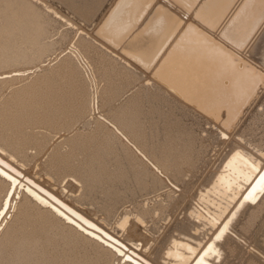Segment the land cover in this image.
<instances>
[{"label":"bare ground","instance_id":"6f19581e","mask_svg":"<svg viewBox=\"0 0 264 264\" xmlns=\"http://www.w3.org/2000/svg\"><path fill=\"white\" fill-rule=\"evenodd\" d=\"M209 11L0 0V264H264V3Z\"/></svg>","mask_w":264,"mask_h":264},{"label":"snow or ice","instance_id":"6c2138e0","mask_svg":"<svg viewBox=\"0 0 264 264\" xmlns=\"http://www.w3.org/2000/svg\"><path fill=\"white\" fill-rule=\"evenodd\" d=\"M212 2V0H205V3L203 6H200L199 0H183V5L186 8L188 12H192L195 10V15L192 17L191 20H183V19H176L172 25V31L170 32V35H175L176 33H179L181 36V40L187 39L191 37L193 39V42L197 45H204L209 42H211V37L208 35V32L206 30L208 29H214L219 21L222 19V17H213L212 14L209 11V4ZM261 3H264V0H261ZM150 6V5H149ZM120 5L117 6V10L119 9ZM201 25L200 28L196 27V24ZM224 139H227V136L224 137ZM239 155V154H237ZM232 163L231 161L229 162ZM253 171L259 173V180L257 181L256 187H259L261 189H264V171H261L259 167L253 166ZM0 175H6V173L0 172ZM9 180H12V177H8ZM248 179V177H246ZM13 185L16 184L15 180H12ZM31 183V181H29ZM32 195H35L34 193ZM252 196L249 194V196H246L245 199H251ZM40 201L41 204H46L47 202L44 200H41L38 196L36 197ZM53 199H55L53 197ZM253 202H255L253 200ZM59 203V201H57ZM61 216H63V213H59ZM0 215H3V213H0ZM75 215V213H73ZM80 219H83V217H80ZM85 224H88L89 227L95 228L96 226L93 224H90L89 221L84 220ZM79 227V225H77ZM99 231V229H97ZM88 236H92L91 232L86 233ZM95 239L99 240L100 237L96 236ZM109 240L112 238L109 236ZM217 240L221 239V236L216 237ZM213 246L209 245L207 247V251L204 252V256H207L209 252L212 251ZM121 257L125 260H130L131 257L124 256V254L120 253ZM216 255H219L217 252ZM142 264H148L147 260L142 261ZM197 264H204L203 258H201Z\"/></svg>","mask_w":264,"mask_h":264},{"label":"rangeland","instance_id":"374dc122","mask_svg":"<svg viewBox=\"0 0 264 264\" xmlns=\"http://www.w3.org/2000/svg\"><path fill=\"white\" fill-rule=\"evenodd\" d=\"M197 186H198V184L196 185V188H197ZM191 195H192V193H189V194H188V198H187L188 200L192 199L193 196L190 197ZM193 199H195V198H193ZM192 201H193V200H192ZM169 221H170V220H168L166 223L169 224ZM161 232H163V230H162ZM156 236H158V235H156Z\"/></svg>","mask_w":264,"mask_h":264}]
</instances>
